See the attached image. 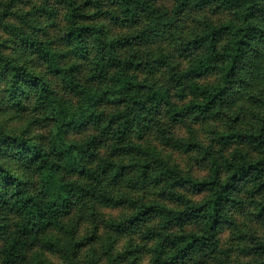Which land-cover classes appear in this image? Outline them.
I'll list each match as a JSON object with an SVG mask.
<instances>
[{"label": "trees", "instance_id": "16d2710c", "mask_svg": "<svg viewBox=\"0 0 264 264\" xmlns=\"http://www.w3.org/2000/svg\"><path fill=\"white\" fill-rule=\"evenodd\" d=\"M21 2L11 0L0 13V31L7 36L0 42V115L31 116L19 133L0 129V264H44L34 263L40 257L29 261L34 249L63 252L49 232L69 233L65 219L91 201L130 210L108 227L152 242L151 264L207 262L219 253L222 232L235 225L233 212L250 210L264 227V0H175L172 11L157 0H34L24 12L15 10ZM89 9H95L93 16L86 15ZM207 9L229 17L221 24L204 22L182 44L184 53L194 55L186 69L178 71L166 57L122 58L120 49L171 38L179 17ZM61 11L66 28L58 41L67 46L64 52L47 31ZM95 17L144 26L110 40L104 27L84 22ZM91 42L97 54L82 80L80 66L66 62L71 56L88 60ZM162 68L169 71L171 88L139 79L138 73ZM211 75L216 82H201ZM172 89L192 100L177 105ZM242 99L263 111L258 126L251 133L219 134L211 146L174 141L158 120H208ZM108 107L114 112L107 113ZM89 129L95 133L70 138ZM153 131L166 144L195 147L208 177L185 176L133 143V136ZM105 144L142 160L125 165L98 158ZM128 178L135 189L154 193L113 195ZM89 241L76 242L72 253ZM242 251L253 258L242 264H264V241L255 238Z\"/></svg>", "mask_w": 264, "mask_h": 264}, {"label": "rangeland", "instance_id": "374dc122", "mask_svg": "<svg viewBox=\"0 0 264 264\" xmlns=\"http://www.w3.org/2000/svg\"><path fill=\"white\" fill-rule=\"evenodd\" d=\"M28 1L30 4L27 6L28 3L26 2ZM10 2L11 0H0V13L6 9ZM33 2L34 0H23V2L17 4L15 10L20 9L24 12L31 8ZM174 5L175 0H157V6L168 11H172ZM94 14L95 9L86 11L87 16H93ZM62 17L63 11L58 15L56 25L48 28L47 31L51 39L55 40L56 48L64 52L67 50V46L58 41V38L64 33L66 28ZM228 17V14L225 12L216 13L209 9L203 12H189L178 18L173 37L164 40H153L148 44L135 45L133 47H126L125 49L122 48L119 52L122 58H129V56L133 55L143 58L166 57L172 67L178 71H182L186 69L194 57V55L182 51V44L199 33L204 22L209 21L221 24ZM96 18L85 19L84 22L104 27V30L110 33L108 35V39L110 40L129 36L132 33L138 32L144 26L141 23L126 27L115 24L109 18ZM13 19L14 17L10 20L13 21ZM41 20L42 24L46 23L43 19ZM3 38H7V36L0 31V42ZM89 50H93L92 42L90 43ZM96 54L94 50L91 51L88 60L76 59L71 56L66 63H77L80 66L78 78L84 80L90 69L92 58ZM168 75L169 71L166 68L153 72L138 73L141 81L153 83L158 87L171 88V84L168 82ZM216 81L217 78L214 75L207 76L201 80L205 84H211ZM57 89L61 90V86H58ZM258 90L260 93L262 92L259 86ZM171 93L174 96L173 101L179 106L185 105L192 100L189 96L182 99L177 97V91L174 89L171 90ZM65 96L67 99H70V95L65 94ZM104 110L107 113L114 112L110 107ZM221 111L219 115L212 119H188L186 122L177 125L172 124L164 115L159 116L158 120H161L164 130L168 132L167 137H171L174 141L187 145L193 143L201 146H211L219 134L227 131L242 130L243 132L251 133L258 126V117L263 116V111L259 105L256 102L246 101V99L239 100ZM30 119L31 116L29 115L23 117L0 115V129L19 133L29 124ZM39 131L35 130L34 133L37 134ZM156 131L146 132L141 136H133V143L148 151L156 152L170 166L178 168L185 176L190 175L197 179L208 177L209 171L205 161L195 147H189L190 149L186 151V149L178 145L166 144V138L156 133ZM94 133L93 129H89L82 134L71 135L70 138L81 139L86 135ZM236 147V145L233 146V148ZM97 153L98 158H109L118 164L125 165L133 162L136 163L141 159L136 153H129L128 151L113 153L110 144L100 147ZM128 180L116 185L113 188V195L141 197L146 194V196L151 197V193H154L153 190L135 189L131 185L132 181L130 178ZM129 212L130 210L126 208L114 209L91 201L86 204L83 210L76 211L69 218L65 219L64 223L69 233L68 231L59 232L56 230L49 232L48 235L60 242V245L64 248L63 252L53 253L47 250L34 249L29 254V261L40 257L34 260V263L41 260L44 264H91V261L96 264H151V255L148 253V250L152 247V242H146L138 236L118 235L108 227V222L118 220ZM232 215L235 225L227 227L220 235L219 253L202 264H242L253 260L251 256L246 255L242 250L249 243H252L255 238L264 241V227L253 218L250 210L233 212ZM73 226L74 228L72 229ZM86 238H90L89 243L81 249L75 248L76 252L73 254L75 243ZM129 250L132 254H129L128 258H125V260L118 259V256L129 252Z\"/></svg>", "mask_w": 264, "mask_h": 264}]
</instances>
